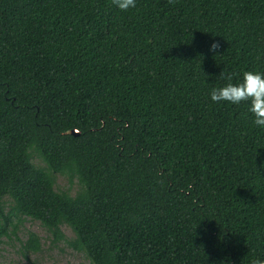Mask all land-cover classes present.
Returning a JSON list of instances; mask_svg holds the SVG:
<instances>
[{
	"label": "trees",
	"instance_id": "trees-1",
	"mask_svg": "<svg viewBox=\"0 0 264 264\" xmlns=\"http://www.w3.org/2000/svg\"><path fill=\"white\" fill-rule=\"evenodd\" d=\"M248 70L264 0H0V244L29 218L90 264L264 259V128L210 98Z\"/></svg>",
	"mask_w": 264,
	"mask_h": 264
},
{
	"label": "rangeland",
	"instance_id": "rangeland-1",
	"mask_svg": "<svg viewBox=\"0 0 264 264\" xmlns=\"http://www.w3.org/2000/svg\"><path fill=\"white\" fill-rule=\"evenodd\" d=\"M56 186L72 195L79 188L77 179L70 182L66 175L61 174L57 176ZM62 229L67 239L73 238L74 234L69 227L63 226ZM29 230L39 236L41 249L25 254L21 248V241L26 240ZM0 264H90V261L83 253L73 250L65 241L52 243L47 230L38 221L27 218L20 224L17 237L4 238L0 244Z\"/></svg>",
	"mask_w": 264,
	"mask_h": 264
},
{
	"label": "clouds",
	"instance_id": "clouds-1",
	"mask_svg": "<svg viewBox=\"0 0 264 264\" xmlns=\"http://www.w3.org/2000/svg\"><path fill=\"white\" fill-rule=\"evenodd\" d=\"M168 2L171 4L174 3V0H168ZM113 3L122 11L136 6V0H113ZM219 46L218 42H213L210 47L215 50ZM220 77L226 83L211 90V100L216 103L226 101L231 104L248 102L249 111L254 116L253 123L264 128V73L253 70L244 71L238 82H233L231 73L221 71ZM250 264H264V259H252Z\"/></svg>",
	"mask_w": 264,
	"mask_h": 264
},
{
	"label": "water",
	"instance_id": "water-1",
	"mask_svg": "<svg viewBox=\"0 0 264 264\" xmlns=\"http://www.w3.org/2000/svg\"><path fill=\"white\" fill-rule=\"evenodd\" d=\"M71 133L76 134V131H71Z\"/></svg>",
	"mask_w": 264,
	"mask_h": 264
}]
</instances>
